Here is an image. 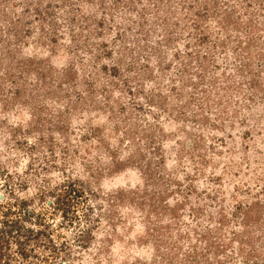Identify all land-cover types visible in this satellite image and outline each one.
I'll list each match as a JSON object with an SVG mask.
<instances>
[{
	"label": "rangeland",
	"instance_id": "1",
	"mask_svg": "<svg viewBox=\"0 0 264 264\" xmlns=\"http://www.w3.org/2000/svg\"><path fill=\"white\" fill-rule=\"evenodd\" d=\"M0 264H264V0H0Z\"/></svg>",
	"mask_w": 264,
	"mask_h": 264
},
{
	"label": "trees",
	"instance_id": "2",
	"mask_svg": "<svg viewBox=\"0 0 264 264\" xmlns=\"http://www.w3.org/2000/svg\"><path fill=\"white\" fill-rule=\"evenodd\" d=\"M1 255V254H0Z\"/></svg>",
	"mask_w": 264,
	"mask_h": 264
}]
</instances>
